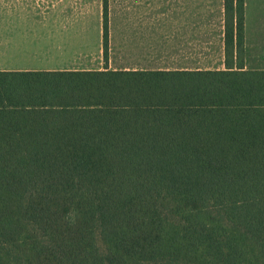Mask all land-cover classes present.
<instances>
[{"label": "trees", "instance_id": "obj_1", "mask_svg": "<svg viewBox=\"0 0 264 264\" xmlns=\"http://www.w3.org/2000/svg\"><path fill=\"white\" fill-rule=\"evenodd\" d=\"M223 10L224 70L0 72V264H264V71Z\"/></svg>", "mask_w": 264, "mask_h": 264}, {"label": "crops", "instance_id": "obj_2", "mask_svg": "<svg viewBox=\"0 0 264 264\" xmlns=\"http://www.w3.org/2000/svg\"><path fill=\"white\" fill-rule=\"evenodd\" d=\"M223 13V0H0V72L224 70ZM243 66L264 71V0H244Z\"/></svg>", "mask_w": 264, "mask_h": 264}, {"label": "rangeland", "instance_id": "obj_3", "mask_svg": "<svg viewBox=\"0 0 264 264\" xmlns=\"http://www.w3.org/2000/svg\"><path fill=\"white\" fill-rule=\"evenodd\" d=\"M94 14V10H90V11H84V10H81L80 9V14ZM112 13L113 14H118L119 13V6H118V4L116 3V4H114V6H113V8H112ZM144 13H148V12H145L144 11ZM208 14H213L212 12L211 13H209L208 12ZM80 25H82V24H80Z\"/></svg>", "mask_w": 264, "mask_h": 264}]
</instances>
